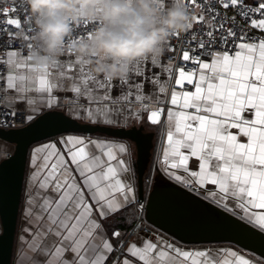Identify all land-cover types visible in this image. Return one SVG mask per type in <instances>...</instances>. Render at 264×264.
I'll return each mask as SVG.
<instances>
[{"label": "snow or ice", "instance_id": "6c2138e0", "mask_svg": "<svg viewBox=\"0 0 264 264\" xmlns=\"http://www.w3.org/2000/svg\"><path fill=\"white\" fill-rule=\"evenodd\" d=\"M217 2L235 9L234 15H222L210 0H184L190 10L200 12L193 15L186 36L177 32L168 41L167 52L178 51V56L137 61L118 83L94 75L70 51L97 22L82 21L76 33L81 28L83 33L66 42L67 57L37 74L30 63V43L27 54L8 47L19 31L30 40L27 9L13 5L0 12V34L7 36L0 40V47H6L0 56V67L6 69L0 84L7 104L23 105L3 113L0 129L14 127L8 118L18 114L21 123L31 124L46 109L64 107L62 99L72 121L119 129L146 121L166 129L162 155L158 149L152 170L142 178L132 167L128 144L117 140L116 133L92 139L64 135L67 129H61L32 146L26 160L27 144H21L16 151L29 169L19 235L21 264L33 253L43 257L34 264H264V255L253 259L234 248L189 249L160 236L143 238L138 235L144 230L139 215L122 216L129 229L124 233L105 224L133 206L142 213L138 185H151L159 174L242 221L247 226L243 230L264 247V0ZM156 4L166 12L173 0ZM20 9L23 17L12 15ZM237 18L243 23L237 24ZM195 24H202V30L194 31ZM146 84L151 85L147 94ZM113 87L120 89L115 98ZM56 92L72 95L61 98ZM11 157L13 149L0 141V159Z\"/></svg>", "mask_w": 264, "mask_h": 264}, {"label": "water", "instance_id": "95a60500", "mask_svg": "<svg viewBox=\"0 0 264 264\" xmlns=\"http://www.w3.org/2000/svg\"><path fill=\"white\" fill-rule=\"evenodd\" d=\"M61 129H67L63 134L87 136L109 137V133H116L118 140L129 141L134 146L137 177H144L151 168L155 135L146 131L143 126L125 129L106 128L103 125L72 121L62 111L48 110L24 127L0 129V140L7 141L13 146V157L0 161V264H11L26 167V163H22V157L16 150L21 144H27L24 152L26 160L29 148L33 144L47 140L50 134L59 133ZM138 188L145 206L143 214L145 222L173 240L184 245L227 244L259 258L264 255V247L258 239L250 238L243 230L247 226L243 225L242 221L235 220L214 206L199 201L198 197L162 175L157 174L149 188L142 183ZM180 193L183 195H179ZM236 225L241 227L238 228Z\"/></svg>", "mask_w": 264, "mask_h": 264}, {"label": "clouds", "instance_id": "9594fccd", "mask_svg": "<svg viewBox=\"0 0 264 264\" xmlns=\"http://www.w3.org/2000/svg\"><path fill=\"white\" fill-rule=\"evenodd\" d=\"M5 0H0V3ZM13 3L16 0H12ZM27 9L32 31L31 61L35 72L50 69L64 56L66 42L74 39L76 29L86 20L95 24L90 35L77 40L71 53L82 59L90 71L109 81L129 75V67L146 58H162L174 33L186 32L193 12L184 0H173L166 12L156 0H18ZM17 36L24 38L23 31ZM15 264H21L18 252Z\"/></svg>", "mask_w": 264, "mask_h": 264}, {"label": "crops", "instance_id": "0c3cea01", "mask_svg": "<svg viewBox=\"0 0 264 264\" xmlns=\"http://www.w3.org/2000/svg\"><path fill=\"white\" fill-rule=\"evenodd\" d=\"M258 32V31H257ZM259 33V32H258ZM260 35V33H259ZM166 57V53L165 55L162 57V58H165ZM63 58H66V57H61V59ZM52 71H55V70H52ZM5 74H6V69H5ZM99 77V76H98ZM114 83H118L119 81H113ZM145 91H146V94L151 91V85H148L146 84L145 85ZM4 92V91H3ZM120 94V89L117 88V87H113V90H112V95H113V98H115L116 96H118ZM14 95V94H13ZM56 95H58L59 97L63 98L64 96H71L72 93H65V92H56ZM4 96H5V93H4ZM62 103H64V107L62 108H53L52 110H58V111H62L66 114V108H67V105H66V102L63 101V99L61 100ZM4 105L5 107L7 108H12V107H22L23 105H9L6 103V101H4ZM45 111H48L47 109ZM44 111V112H45ZM80 122H84V123H87L85 121H80ZM134 124V127H138L140 126L139 124H136L135 122H133ZM98 125H102V124H98ZM104 126V125H103ZM143 127L146 129V131H149V132H153L154 133V149L152 151V159H151V169L153 168L154 166V162H155V159H156V156H157V151L158 149L160 150V154L162 155V149L163 147L165 146L164 145V139H163V136L161 135V133L165 132L166 129L164 128H161L159 126H151L149 125L146 121L145 123L143 124ZM64 135H67V134H64ZM77 135H82V134H77ZM82 136H85V137H90L92 139H106V138H109V137H106V136H101V135H93V136H87V135H82ZM118 140V139H117ZM2 141V140H0ZM120 142H124V143H127L131 152H132V167L133 169L135 170V149H134V146L132 143H130L129 141H126V140H119ZM41 142H47V140H44V141H41ZM41 142H38V143H41ZM36 143V144H38ZM9 147L11 149H13V146L8 144ZM35 144H33L32 146H34ZM31 146V147H32ZM31 147L29 148V151L28 153L31 151ZM28 155V154H27ZM3 159H0V161H2ZM195 163L194 161V158L192 160H190V166H192L193 164ZM158 166V165H157ZM198 170V168L196 169ZM29 169L27 167V164H26V167H25V173H24V180H23V186H22V193H21V199H20V205H19V212H18V221H17V227H16V233H15V239H14V244H13V251H12V258H11V264H15V261L17 259V255H18V252H19V235H20V229H21V226L22 224L24 223V209L26 207V204H25V201L27 199V193H26V181H27V173H28ZM150 187V186H149ZM148 187V188H149ZM133 208L135 209V207L133 206ZM136 210V209H135ZM118 215H123V214H118ZM117 215V216H118ZM137 215H140L139 212H137ZM115 216V217H117ZM113 220V217L110 218L109 221H105V224L107 226V223L109 222H112ZM122 233L125 232V229H121V228H118ZM0 232H1V225H0ZM139 236L143 237V238H146L145 236L143 235H140L138 234ZM160 237H163V239L165 240H169L173 243H177L178 246H180L181 248H189V249H192V248H212V249H218V248H234L236 249L237 251H241L240 249L232 246V245H227V244H216V245H184V244H181L175 240H173L172 238L166 236V235H161ZM132 239H135V236L132 237ZM148 239V238H147ZM245 252V251H244ZM248 256H250L251 258L253 259H259L258 257L250 254V253H247L245 252ZM36 259H43V257H40L39 254L37 253H33L32 254V258L27 260L25 262V264H34L35 260Z\"/></svg>", "mask_w": 264, "mask_h": 264}, {"label": "built area", "instance_id": "2783aa9c", "mask_svg": "<svg viewBox=\"0 0 264 264\" xmlns=\"http://www.w3.org/2000/svg\"><path fill=\"white\" fill-rule=\"evenodd\" d=\"M210 2L216 6V11H218L222 15H226L227 17L233 16L234 13H235V11H236L235 9H232V8L224 9L223 7H221L218 4L217 0H210ZM13 5H19L18 0H16L15 3H13L12 0H5V2L0 3V12L3 11V8L5 6H7L10 9V11H11V8H12ZM191 11L195 15L196 13L200 12V8H193V9H191ZM17 14L19 16L23 17L24 16L23 9H20L19 13H12V15H17ZM242 23H243V21L240 20L239 18H237V24H242ZM0 26H3V18L2 17H0ZM202 28H203V25L202 24H195L193 30L196 31V32H199V31L202 30ZM11 31H16V30L15 29H11ZM83 31L84 30L81 28L80 32L77 33V35L82 34ZM19 32H21V31H19ZM249 32H250L251 35H259V33L256 30L249 29ZM186 35H187V32L181 33V37L182 38L184 36H186ZM2 39H7L6 34H0V40H2ZM172 42H173V44H176L177 43V41L175 40V38L172 39ZM12 46L18 48L19 51L22 52V53H24V54H27V52H28V48H27V44H26L25 40L24 39H21L18 36H16V38H14L11 41V44L8 45V47H12ZM5 53H6V47H0V56H4ZM178 54H179L178 51L176 53H169V52L166 51V57L165 58L170 57V56H178ZM62 57H67V53L64 56H62ZM204 59H206V60L209 59L207 52H205V54H204ZM171 62L173 64H177V63L183 64L182 61H175V60H173ZM3 76H5V68L0 67V77H3ZM4 101H5V96H4V92H3V85L0 84V120L5 119L3 113L9 110V108L5 107ZM8 119H9V122L12 123V124H14L15 126L14 127H11V128H2L4 130L21 128V127H24V126L27 125V123H21V121L23 119L22 114H18L15 117H9ZM147 187H149V186H147ZM143 214H144V210L139 215L140 218H141V220L143 221V229L144 230H142L139 234L145 236L148 239H153V240L155 239L156 236L164 235L160 231H158V230L152 228L150 225H148L145 222V220H144Z\"/></svg>", "mask_w": 264, "mask_h": 264}, {"label": "trees", "instance_id": "16d2710c", "mask_svg": "<svg viewBox=\"0 0 264 264\" xmlns=\"http://www.w3.org/2000/svg\"><path fill=\"white\" fill-rule=\"evenodd\" d=\"M148 171L146 172L145 176H147ZM146 187V186H145ZM133 215L136 216L137 215V211L134 208H131L129 210H127V212H125L123 215H118L117 217H113L112 222L107 223V226L109 227V229H111L112 227H116V228H121V229H125V231H128L129 229H126L124 223L122 222V216H126V215ZM137 221L134 219L133 220V227L135 226V223ZM248 253V252H247ZM251 254V253H250ZM253 255V254H252ZM255 256V255H254ZM257 257V256H256ZM259 258V257H258Z\"/></svg>", "mask_w": 264, "mask_h": 264}, {"label": "rangeland", "instance_id": "374dc122", "mask_svg": "<svg viewBox=\"0 0 264 264\" xmlns=\"http://www.w3.org/2000/svg\"><path fill=\"white\" fill-rule=\"evenodd\" d=\"M151 169V168H150ZM150 169H149V171H148V173L150 172ZM150 186V185H149Z\"/></svg>", "mask_w": 264, "mask_h": 264}]
</instances>
